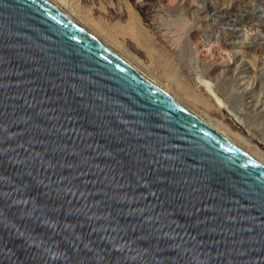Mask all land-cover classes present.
I'll use <instances>...</instances> for the list:
<instances>
[{
	"label": "water",
	"instance_id": "water-1",
	"mask_svg": "<svg viewBox=\"0 0 264 264\" xmlns=\"http://www.w3.org/2000/svg\"><path fill=\"white\" fill-rule=\"evenodd\" d=\"M0 264H264V165L51 0H0Z\"/></svg>",
	"mask_w": 264,
	"mask_h": 264
},
{
	"label": "rangeland",
	"instance_id": "rangeland-1",
	"mask_svg": "<svg viewBox=\"0 0 264 264\" xmlns=\"http://www.w3.org/2000/svg\"><path fill=\"white\" fill-rule=\"evenodd\" d=\"M66 1L196 108L264 153V0ZM133 32L140 42L149 40L152 58L135 49ZM209 44L229 63L203 56Z\"/></svg>",
	"mask_w": 264,
	"mask_h": 264
},
{
	"label": "bare ground",
	"instance_id": "bare-ground-1",
	"mask_svg": "<svg viewBox=\"0 0 264 264\" xmlns=\"http://www.w3.org/2000/svg\"><path fill=\"white\" fill-rule=\"evenodd\" d=\"M51 1H53L65 13H67L71 18H73L76 22H78L82 27H84L87 31H89L93 36H95L98 40H100L104 45H106L109 49H111L115 54H117L120 58H122L126 63H128L136 71H138L144 77L149 79L159 88L164 90L174 99L179 101L189 110L194 112L204 121L209 123L215 129H217L222 134L227 136L229 139H231L241 148H243L248 153L256 157L264 165V153L260 151L257 147H252L240 135L232 132L229 128L223 126L219 122L214 121L205 112L196 108L195 105L191 103L190 101H188L187 99H185V97L182 94H180L178 90L174 89V87H172V85L168 81L162 80L157 75H154L146 66H144L139 61V59L135 55L126 51L119 41L115 40L112 36L102 31L100 27L95 25L89 19L81 16L73 7H71L67 3L66 0H51ZM162 1L169 4V3L176 2L177 0H162ZM127 15L132 18L134 17V13L130 9L127 10ZM133 34L131 35L130 41L133 45H135V49L148 52L149 57L152 58L154 56V53H150V51L148 50L150 49L149 40H142V42H140L137 34L135 32H133ZM211 48H212V45L209 44L208 49L204 50V52H202V55L205 57H210L215 62H220V63L228 62L229 63V59L225 53H223L221 50H213ZM208 90L210 89L208 88Z\"/></svg>",
	"mask_w": 264,
	"mask_h": 264
}]
</instances>
